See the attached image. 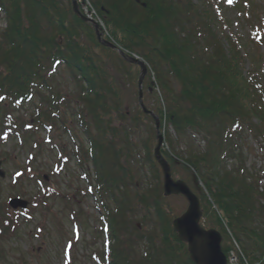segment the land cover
<instances>
[{
    "label": "trees",
    "instance_id": "obj_1",
    "mask_svg": "<svg viewBox=\"0 0 264 264\" xmlns=\"http://www.w3.org/2000/svg\"><path fill=\"white\" fill-rule=\"evenodd\" d=\"M91 1L110 33L111 37H106L113 38L130 52L139 51L157 73L168 102L166 109L161 105L158 108L162 123L167 120L180 136L186 135L189 130L209 136L203 154L189 150L183 157L184 167L195 171L208 192L206 195L202 190L200 196L208 204L206 217L229 229L232 237L240 241L249 259L248 262L244 255L247 264H264V224L256 226L260 212L264 213L262 178L256 174L253 176L255 181L248 183V179L240 177L245 173L244 167L236 170L240 175L237 176L233 170L228 171L223 166L225 159L241 161V154H234L231 141L242 132L264 140V84L258 81L264 62L260 56L243 52L241 44L226 35L231 46L228 49L224 46L220 37L224 33L216 28L219 29L220 23L227 25V22L211 9L213 0H204V4L200 1L202 5L194 0ZM2 14L6 26L0 29L1 132L8 126L11 130L18 127L22 117L14 116L11 109L21 108L32 95H38L41 104L48 103L46 108L40 106L31 115L32 123H38V126L54 123L58 113L64 111L65 97L56 94L47 77L57 70L58 65L55 64H65L79 84V93L74 100L84 107L85 114L81 116L90 119L87 123L81 121L90 142V149L84 153L83 159L86 161L88 154L93 158L98 182L94 188L98 192L104 190L103 193L113 197L117 193L124 196L118 201L119 214L118 210H108L106 214L109 250L100 263L193 264L186 244L178 239L173 230L157 184L153 190L148 186L150 194L137 192L136 198L148 210H153L160 227L161 242L157 244V236L154 235L145 238L149 256L137 263L131 258V250L126 244L132 245L144 238L125 228L127 241L121 240L123 231L117 217L136 211L125 206L130 201L128 191L138 186L129 161L134 148L131 140L134 133L131 135V127L128 131L125 126L128 113L118 100L115 79L109 82L105 68L99 65L92 47L81 37V34L86 35L101 46L93 26L74 13L71 0L68 5L64 4V0H0V20ZM58 36H62L64 45H61ZM198 38H203V41ZM119 58L122 59L120 55ZM248 60L251 72L247 75L244 65ZM49 62L50 69L47 68ZM170 75L179 85L178 90L173 88ZM159 99L162 100L161 95ZM113 115L119 117V124L115 123ZM138 121V118L134 119L136 125ZM23 124L27 123L24 121ZM94 128L96 136L92 133ZM36 146L40 147V144ZM163 154L172 163L177 156L168 150H164ZM148 156L146 162L154 173L157 171L153 175L157 180L158 170L149 149ZM143 173L146 174L144 170ZM126 223L129 224L128 221ZM135 231L140 233L137 225ZM112 238L117 241L116 245L112 244ZM223 249L228 254L235 248L223 245ZM181 252L185 253L186 259L179 258ZM246 261L240 257V264H246Z\"/></svg>",
    "mask_w": 264,
    "mask_h": 264
},
{
    "label": "rangeland",
    "instance_id": "obj_2",
    "mask_svg": "<svg viewBox=\"0 0 264 264\" xmlns=\"http://www.w3.org/2000/svg\"><path fill=\"white\" fill-rule=\"evenodd\" d=\"M68 1L64 0V4L68 5ZM200 1L203 3L204 0H194L196 4L202 5ZM236 1L239 0H235V3ZM240 1L243 2L241 9L228 8L223 13V2L213 0L212 4L220 6L221 17L227 21L226 27L220 23L219 29L216 28V30H220L234 41L237 39L241 46L245 47L246 52L252 53V56H260V60L264 62V37L262 43H258L260 38H256L258 33L264 35V0ZM5 26L4 15H1L0 29H4ZM81 37L87 45L92 47L94 56L96 54L99 59V65L105 68L109 82H112V78L115 79L114 84L119 93L118 100L128 113L124 122L125 126H127L128 131L131 127V135L134 133V136L131 137L134 148L129 161L136 175L138 186L132 187L128 191L130 201L125 206H130L136 211H128L125 215L118 216L117 220L121 222L122 241H127L126 229L128 232L131 231L144 238L135 241L132 245L126 244L127 249L130 248L129 250H131L130 254L133 261L139 263L147 255L149 256L148 242L145 238L154 235L158 237H156L157 244L161 242L160 227L153 216V210H148L146 205L140 203L139 198H136L137 192L150 194L149 188L153 190L156 184L158 186L157 191L161 195L163 193L162 174H160L159 181L155 182L150 164L146 162L149 158L148 149L153 156V149L156 146L155 122L150 116L144 114L139 107V68L120 59L116 50L108 51L97 46L86 35L81 34ZM220 37L228 49L231 46L228 39L221 34ZM58 38H61L60 43L64 45L62 36H58ZM198 39L203 41V38ZM135 52L140 55L139 51ZM50 65L49 62L47 68L50 69ZM250 65L249 60L245 62L244 73L247 75L251 72ZM47 78L52 82L56 94L65 97V101H63L64 111L59 113V117L52 124L54 126L52 132L33 125V128L28 130V132L33 133L29 135L30 143L26 147L21 144V135L28 133L22 129L24 121L32 124L31 115L36 112V109L40 106L46 108L48 105L47 102L41 104L40 97L35 95L29 102H26L22 109H11L14 116L22 117V120L18 121L20 130L18 131L17 128V133L0 141V170L4 174L3 177L0 176V264H66L68 261L70 264H98L94 255L97 254L103 260L104 242L107 238L103 232L105 222L102 216L106 215L108 210L113 212L118 210L119 214L118 204L120 202L118 201L124 199V196L120 193H117L115 197L110 194L102 196L100 193L93 194L88 190L89 186L97 184V174L96 166L90 154H88L86 161L81 159L82 153L89 151L90 144L89 136L85 133L84 126L80 121L90 122V119L88 116H81V114H85L84 107L74 100V97L79 93V84L75 82L72 73L62 63ZM169 79L173 88L178 90L179 85L175 78L170 75ZM258 81L260 84H264V67L260 71ZM153 82L155 85L151 89L150 86ZM159 82L154 69L151 73L148 72L143 82L144 103L156 115H159L158 108L160 105L164 109L168 106L166 105L168 102L164 97V90ZM48 94L49 91H47ZM160 95L162 100L159 99ZM108 97L111 99L110 96ZM68 103L70 105L66 107ZM135 118L139 119L138 125L134 123ZM113 120L118 124L120 122L116 115H113ZM65 122L67 124H64ZM164 122L166 127H162V132L167 140L165 149L172 154H177L175 158L178 164L173 165V177L184 180L196 192L192 178L193 170L185 169L183 157L188 154L189 150L203 154L207 148L206 141L209 136L195 130L180 136L167 120H163ZM65 127L69 130H64ZM92 133L93 136L97 135L96 128L93 129ZM121 137H119V141L123 144ZM48 138L56 147L51 146ZM262 139L256 138L248 132H242L240 136L232 139L231 145L234 148V154H241L239 159L240 157L242 159L241 161L236 159H228L227 161L225 159L223 166L226 170H233L238 176L239 173L236 170L244 167V175L239 176L248 179V183L254 182L253 176L264 168V149L262 148L264 140ZM35 141L40 143L39 149L34 146ZM59 148L64 150L67 158L65 162L60 163V166H58L60 162ZM143 170L146 175H144ZM44 176H48V180H45ZM51 187L55 190L54 194L51 193ZM45 189L47 196L43 195ZM204 193L208 194L206 189ZM50 195L52 196L50 197ZM18 197L30 201V210L27 214H20L21 212L15 211L9 206V200H15ZM162 198L171 221L187 210L188 201L183 196L164 198L162 195ZM200 200L204 227L218 230L222 234L224 246L228 245L231 249L235 248L232 249L234 252L240 249L238 251L246 256L240 241L232 237L229 229L217 225L213 218L206 217L208 204L201 197ZM257 206L261 208V205ZM260 214L256 226L261 223L264 224V213L262 215L260 212ZM7 223H9L8 226L5 225ZM137 224L141 226L140 233L135 231ZM135 238L133 236L134 240ZM69 242H71L70 248L68 247ZM112 244H117L114 238H112ZM179 258L186 259L185 253L181 252ZM246 258L249 262L247 256Z\"/></svg>",
    "mask_w": 264,
    "mask_h": 264
},
{
    "label": "water",
    "instance_id": "obj_3",
    "mask_svg": "<svg viewBox=\"0 0 264 264\" xmlns=\"http://www.w3.org/2000/svg\"><path fill=\"white\" fill-rule=\"evenodd\" d=\"M74 12L85 22L91 23L95 27L97 40L100 44L119 51L120 55L128 62L136 64L140 67L141 73L139 77V104L146 114H150L156 121V133L158 144L155 148V158L162 167L164 175V195H183L188 200V208L180 217L173 221V228L177 232L180 240L188 245L190 259L195 264H228L227 256L222 248V234L215 229H205L201 226V218L203 211L198 195L194 193L190 186L183 180H174L172 177V169L169 162L161 153V147L164 141V136L160 130L161 123L157 115L149 110L143 100V81L148 73L147 64L139 59L127 54L115 43L105 39L99 25L92 19L86 17L80 10L77 0H72ZM2 176L4 174L0 172ZM194 182L198 191H201L197 176H194ZM13 208H26L28 202L22 199L10 201Z\"/></svg>",
    "mask_w": 264,
    "mask_h": 264
},
{
    "label": "built area",
    "instance_id": "obj_4",
    "mask_svg": "<svg viewBox=\"0 0 264 264\" xmlns=\"http://www.w3.org/2000/svg\"><path fill=\"white\" fill-rule=\"evenodd\" d=\"M85 10H86V12H91V14L94 12L93 10H92V8H91V6L88 4V2H86V4H85Z\"/></svg>",
    "mask_w": 264,
    "mask_h": 264
},
{
    "label": "snow or ice",
    "instance_id": "obj_5",
    "mask_svg": "<svg viewBox=\"0 0 264 264\" xmlns=\"http://www.w3.org/2000/svg\"><path fill=\"white\" fill-rule=\"evenodd\" d=\"M228 3H232V0H227ZM0 99H3V97H0ZM68 247H71V242L68 243Z\"/></svg>",
    "mask_w": 264,
    "mask_h": 264
}]
</instances>
